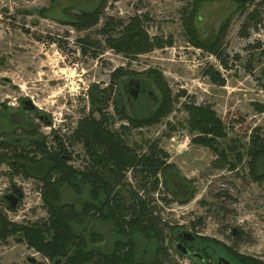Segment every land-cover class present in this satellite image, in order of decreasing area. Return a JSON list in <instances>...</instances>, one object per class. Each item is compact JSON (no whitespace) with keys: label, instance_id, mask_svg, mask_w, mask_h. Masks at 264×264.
<instances>
[{"label":"rangeland","instance_id":"1","mask_svg":"<svg viewBox=\"0 0 264 264\" xmlns=\"http://www.w3.org/2000/svg\"><path fill=\"white\" fill-rule=\"evenodd\" d=\"M103 3L104 0H0V143L3 142L0 145V210L10 221L20 224L38 223L48 217L42 183L36 178L41 176L36 172L43 155L31 152L36 148L31 140L41 135L50 147H56V134L72 157L67 164L78 170L88 168L90 157L73 136L82 119H99L100 115L93 112L94 86L110 96L103 104L104 111L111 116L108 127L122 131L120 125L124 121L116 114L113 101L121 99L128 114L133 116L127 107L131 79H138L156 99L149 97L144 111H137L139 107H136L135 116L153 112L161 101L160 84L164 82L174 100L170 115L156 126L120 134L139 154L155 141L167 153V163L175 168L165 176L160 175L157 191L142 188L135 171L126 174L127 187H118L117 191L128 203L132 192L151 201L150 206L157 207L163 222L173 227L165 236L171 264H190L176 251L174 236L178 229H187L206 242L235 247L264 264V182L251 178L247 162L234 173L228 167L218 166L212 150L194 144L196 133L188 127L189 113L185 109L191 103L211 107L227 127L228 137L219 141L222 148L230 143L248 145L252 130L264 127V112H260L264 107V25L259 30L245 28L246 15L241 14L240 6L232 0H202L198 4L194 29L199 40L211 45L227 26L220 41L224 63L228 66L225 69L212 51L198 49L189 40L184 12L192 11L193 0H106L97 24L74 25L78 15L95 12ZM260 12L264 17V8ZM136 20L141 22L142 30L150 39L157 37L165 45L131 57L132 54L118 52L107 44L108 23L111 24L109 33L119 40ZM118 21L120 27H117ZM245 32L250 33L249 37L242 35ZM53 39L59 42L54 43ZM79 40L98 42L97 48L93 46L98 57L93 58L92 53L82 55L77 46ZM236 56L239 61H235ZM210 67L226 79L224 87L210 81L207 75ZM120 68L128 74L111 92L112 73ZM22 100L30 101L35 110L22 109L19 106ZM11 113L19 114L25 124L13 123L8 117ZM37 113L49 115L52 123L41 125ZM11 137L28 140L12 146ZM25 148L31 150L25 152L24 160L14 158L15 154H23ZM23 162L30 167L32 176L27 177L19 168ZM258 167V172L264 174V160ZM17 189L23 197L17 209L9 211L4 197ZM60 193L61 203L78 209L90 199L88 189L76 195L69 186L61 185ZM191 194L195 195L194 199L181 204L180 200ZM89 226L104 236L101 247L111 251L118 237L114 225L94 220ZM234 229L241 231L237 239ZM15 239L0 240V264H50ZM145 248L147 244L142 243L141 249ZM149 252H152L151 245ZM146 257L139 251L137 260L147 262L150 257ZM30 258L36 262L30 263Z\"/></svg>","mask_w":264,"mask_h":264},{"label":"trees","instance_id":"2","mask_svg":"<svg viewBox=\"0 0 264 264\" xmlns=\"http://www.w3.org/2000/svg\"><path fill=\"white\" fill-rule=\"evenodd\" d=\"M201 1L193 0L192 11L188 12L186 9L184 12V24L189 40L198 49L212 51L223 68L227 69L228 66L224 63V50L220 43L227 26L222 36L211 45L199 40L195 32V10ZM232 1L240 6L241 14L246 15L243 23L245 28L251 26L254 30H259L260 26L264 25V17L260 12V9L264 8V0ZM105 4L106 0L101 9L78 15L74 25L89 27L97 24ZM107 25V44L118 52L132 54L131 57L165 45L157 37L150 39L149 35L142 30L139 20L134 21L124 37L119 40L111 36L109 33L111 24ZM120 26L121 22L118 21L117 27ZM242 35L249 37L250 33L245 32ZM53 42L59 41L53 39ZM98 45V42L93 43L91 40H79L77 43L82 55L92 53L93 58L98 57L95 49ZM239 59L238 56L235 57V61ZM127 74L128 72L122 68L112 73L111 92L113 86ZM207 75L213 84L220 87L226 85V79L220 71L210 67ZM160 88L161 101L153 112L144 116H130L121 103V99H114V110L124 121L123 125H120L122 131H113L108 127L111 116L104 111L103 104L110 99V96L107 93L101 92L99 95L96 93V98L100 102L97 105L94 104L93 112L100 115L99 119L95 117L82 119L73 136L76 142L83 144L85 152L90 157V163L85 171L67 164L72 157L64 144L50 147L42 135L35 141L31 140L36 145L31 152L35 151L43 155L40 168L38 172L36 170L35 172L41 173V176L36 178L42 183V198L48 217L38 223L20 224L10 221L4 211L0 210V240L7 242L11 237H15L18 243L25 244L50 264H171L165 245V236L167 232L173 230V227L163 222L156 211L157 207L150 206L151 201L132 192L128 203L124 195L117 191L118 187H127L126 174L132 171L139 174V183L142 188L150 187L152 191H157L161 185L160 175L165 176L167 171L175 168L174 165L167 163V153L163 152L155 141L150 144L147 151L139 154L126 144L120 134V132L126 134L130 130L156 126L170 115L174 100L164 82L160 84ZM185 109L189 113L188 127L196 133L192 141L194 144L212 150L218 158V166L228 167L229 171L234 173L247 162L251 178L256 182H264V174L258 172V165L264 160V127L258 126L252 130L247 146L241 143H230L222 148L219 141L228 137L227 127L211 107L191 103L186 104ZM260 112H264V107L260 109ZM54 136L56 138L57 135ZM22 140L25 142L28 138L27 140L13 139L15 142L20 141L19 143L23 142ZM71 143L74 144L73 139ZM0 145H3V142ZM26 148L21 152L23 154H15L14 158H19V161L24 160L25 152L31 150L26 151ZM67 156H70L69 159ZM19 168L27 177L32 176L30 167H27L25 162L21 163ZM61 185L69 186L76 195H81L84 189H88L90 199L85 201L80 209L71 204H63L61 203ZM194 197L195 195L191 194L180 202L186 204ZM7 209L13 211L9 209V205ZM94 220L108 221L114 225L118 237L111 251L108 252L101 247L104 236L89 228ZM141 238L145 241H141ZM142 243H146L147 248L141 249ZM148 243L152 247V252H149ZM139 251H142L144 257L149 255V261L138 262Z\"/></svg>","mask_w":264,"mask_h":264},{"label":"flooded vegetation","instance_id":"3","mask_svg":"<svg viewBox=\"0 0 264 264\" xmlns=\"http://www.w3.org/2000/svg\"><path fill=\"white\" fill-rule=\"evenodd\" d=\"M123 80V79H122ZM102 91L100 89H97L92 94L93 97H95V102L93 104H99V100L94 96V94L97 93L99 95ZM128 97H127V107L129 110L132 111L133 117L134 110L136 107H139L136 109L137 111H144L145 108L148 107V99H156L152 97V93L149 92V89H147L145 86L141 84V82L138 81V79L132 78L131 81L128 83ZM22 109L25 111H34L35 107L30 101L22 100V102L19 105ZM126 107V106H125ZM127 109V108H126ZM156 109V108H155ZM154 109V110H155ZM153 110V111H154ZM9 119H12L13 123H24L23 118L17 114V113H11L8 115ZM38 121L41 125H49L52 123V118L49 115L37 113ZM11 123V122H10ZM25 124V123H24ZM13 139H18L15 137H11L9 139V143L12 144V146L19 144V142L13 141ZM21 139V138H19ZM55 140L58 141V144L63 145V141L60 139V137L56 136ZM67 149V148H66ZM69 149H67L68 151ZM68 159L70 156H67ZM178 230H186V229H178ZM176 230V232L178 231ZM175 232V240H176V251L182 258H186L190 261V264H259L262 262L261 260L257 258H252L250 256L244 255L241 252H238L235 247L232 246H226L222 243H217L215 241L206 242L203 241L199 236L192 233L194 238H191L189 241L181 240L176 237ZM233 234L235 235V239L237 237L241 236V231L239 229H234ZM181 243L183 248L185 249V253L180 252L177 248V244Z\"/></svg>","mask_w":264,"mask_h":264},{"label":"water","instance_id":"4","mask_svg":"<svg viewBox=\"0 0 264 264\" xmlns=\"http://www.w3.org/2000/svg\"><path fill=\"white\" fill-rule=\"evenodd\" d=\"M97 89H98V87L97 86H94L91 95ZM92 102L93 103L95 102V97H93V96H92ZM22 197H23V193L19 189H17L12 194L5 196L4 197V200L8 203L9 209L15 211L17 209V205L20 202V200L22 199ZM176 237L179 238V239H181V240H186V241H189L191 238H194V236L192 235V233L189 232V231H187V230H178L176 232ZM177 248L182 253H185L186 252L180 242L177 244ZM29 262L30 263H35L36 260L30 258L29 259Z\"/></svg>","mask_w":264,"mask_h":264},{"label":"built area","instance_id":"5","mask_svg":"<svg viewBox=\"0 0 264 264\" xmlns=\"http://www.w3.org/2000/svg\"><path fill=\"white\" fill-rule=\"evenodd\" d=\"M187 230V229H186ZM187 231H189V230H187ZM189 232H191V231H189ZM180 256V255H179ZM181 257V256H180Z\"/></svg>","mask_w":264,"mask_h":264}]
</instances>
